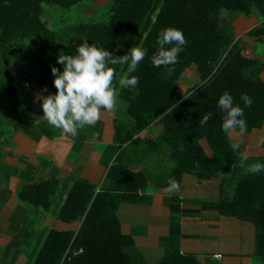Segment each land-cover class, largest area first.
I'll list each match as a JSON object with an SVG mask.
<instances>
[{
  "label": "trees",
  "instance_id": "obj_1",
  "mask_svg": "<svg viewBox=\"0 0 264 264\" xmlns=\"http://www.w3.org/2000/svg\"><path fill=\"white\" fill-rule=\"evenodd\" d=\"M80 1L0 0L1 42L10 43L17 36L45 41L48 50L41 65L46 74L51 73L50 65L62 68L57 56L75 54L84 40L117 56L131 47L147 50L135 73H129L123 64L110 65L117 73L113 81L116 94L127 102L126 112L134 125L129 128L119 119L114 121L117 154L107 169V186L97 188L84 180L62 181L56 177V169L53 177L20 190L23 202L43 208L56 220L81 222L78 230L47 229L32 264H149L136 249L134 239L122 232L119 207L122 203L146 202L149 183L169 187L170 179H175L180 185L185 173L209 180L220 175L225 163L244 161L241 147L234 151L229 132L221 128L223 113L217 99L227 90L243 106L240 96L247 93L253 103L245 108L247 127L243 131L260 129L264 125V80L260 76L264 64L245 55L234 39L233 26L224 24L222 15L226 11L248 16L256 13L264 21V0H115L104 21H82L57 29L49 28L42 18L45 5L69 9ZM169 26L181 29L187 44L174 66L157 68L151 61L157 50V35ZM249 34L264 37V25L252 28ZM192 65L200 83L182 93L179 80ZM128 75L139 77L137 89L120 86V78ZM205 113L212 115L200 125L199 118ZM26 120L25 130L34 140L53 135L44 122L33 124L30 114ZM155 124L163 128L158 135L148 132ZM202 139L207 141L212 157L202 147ZM158 154L173 164L139 171L130 168ZM212 203L222 215L255 226L254 257L264 262V172L253 174L247 167L233 199ZM170 209L168 253L156 264H201L196 255L180 250L179 198H172Z\"/></svg>",
  "mask_w": 264,
  "mask_h": 264
},
{
  "label": "rangeland",
  "instance_id": "obj_2",
  "mask_svg": "<svg viewBox=\"0 0 264 264\" xmlns=\"http://www.w3.org/2000/svg\"><path fill=\"white\" fill-rule=\"evenodd\" d=\"M114 1L82 0L69 9L45 5L42 18L51 29L82 21H104ZM222 21L233 26L234 39L242 45L245 55L257 58L264 64V37L249 34L252 28L264 25L263 19L256 13L248 16L226 11ZM47 50L48 44L38 37L17 36L10 43H3L0 39V264H32L47 229L78 230L81 224L58 221L43 208H34L23 202L19 197L22 187L53 177L56 169V177L62 181L74 183L92 179L97 188L107 186V169L117 154V146L112 139L114 121L119 119L127 127L134 125V119L126 112L127 102L120 96H117L116 109L102 108L99 119L79 129L76 136L48 124L37 99L45 86L49 92L56 91L53 74H46L41 65ZM260 76L264 80V70ZM199 83L195 65L189 67L179 80L182 93H187ZM27 114L31 115L35 125L44 122L53 135H43L40 140H34L25 130ZM162 129L161 125L155 124L148 132L158 135ZM229 137L233 143L240 145L247 160L241 164H225L222 179L225 197H232L236 181L248 165L257 161L264 163V125L250 132L232 129ZM200 142L205 152L212 156L207 141L202 139ZM148 164L167 168L173 162L158 154ZM133 168L139 167L134 165ZM220 184V179H212L204 182L202 188L188 186L187 193L216 198ZM123 208L121 218L124 223L149 225L152 220L149 227L157 229L161 227L158 221H168L165 206L158 211L159 215H152L151 218L148 207ZM249 226L256 229L252 224ZM140 248L146 256L158 253L152 237L146 239Z\"/></svg>",
  "mask_w": 264,
  "mask_h": 264
},
{
  "label": "clouds",
  "instance_id": "obj_3",
  "mask_svg": "<svg viewBox=\"0 0 264 264\" xmlns=\"http://www.w3.org/2000/svg\"><path fill=\"white\" fill-rule=\"evenodd\" d=\"M186 44L187 40L181 29L171 26L161 29L156 39L157 50L151 57L153 66L157 68L162 65L174 66ZM146 54V49L137 46L117 56L108 48L84 40L77 46L75 54L58 55L57 63L62 65V68L50 65L56 91L49 92L45 86L37 97L43 110V117L51 126L76 136L79 129L99 119L102 108L114 110L118 107L116 89L113 85L117 73L110 65L123 64L127 66L129 73H135ZM168 70L171 71V67ZM119 84L123 88L135 90L139 84V77L122 76ZM240 99L243 106L236 103L233 95L227 90L217 99V107L223 113L221 128L226 133L237 127L241 131L247 127L244 111L252 105L253 100L247 93H241ZM211 115L205 113L199 118V124L205 125ZM231 147L236 151L240 145L233 143ZM243 160H247V156H244ZM247 167L253 174L264 172V163L259 161ZM178 186L175 179H170V188L175 189Z\"/></svg>",
  "mask_w": 264,
  "mask_h": 264
},
{
  "label": "crops",
  "instance_id": "obj_4",
  "mask_svg": "<svg viewBox=\"0 0 264 264\" xmlns=\"http://www.w3.org/2000/svg\"><path fill=\"white\" fill-rule=\"evenodd\" d=\"M114 133L115 130L113 129L112 139L114 138ZM208 156L212 157L209 154ZM91 161L93 164L94 160L92 159ZM148 162L132 164L130 168L139 171L149 166ZM98 164L104 167L103 164ZM225 164L222 173L224 172ZM134 165L139 168H133ZM222 173L220 176L212 178L221 180L219 196L216 198L189 195L187 193L188 186L202 188L204 187V182L212 179L199 180L194 175L185 173L178 188H159L149 183L145 191L148 196L146 202L140 204L122 203L120 205L117 215L121 223L122 232L134 239L141 256L147 263L156 264L168 253L171 218L170 204L172 203V198L176 197L180 199L181 206L180 250L182 253L196 255L201 264H264V262H260L254 257L256 229L254 230L249 226L252 223L242 221L236 217L222 215L211 202L218 200L231 201L234 197L235 191L232 197H225L222 182L224 173ZM86 180L94 183L92 179ZM238 181H236V184ZM164 206L168 210V221H158L157 223H160L161 227L157 229L149 227L152 220L148 225L137 224L136 222L124 223L121 218L123 207H148L149 213H151L149 217L151 218L152 215H159L158 211ZM75 223L67 224L72 225ZM151 237L154 239L158 253L154 256H146L145 253L141 252L140 245Z\"/></svg>",
  "mask_w": 264,
  "mask_h": 264
}]
</instances>
